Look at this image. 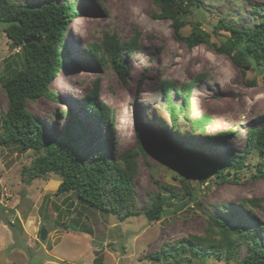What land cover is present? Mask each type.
I'll return each instance as SVG.
<instances>
[{"label":"rangeland","instance_id":"1","mask_svg":"<svg viewBox=\"0 0 264 264\" xmlns=\"http://www.w3.org/2000/svg\"><path fill=\"white\" fill-rule=\"evenodd\" d=\"M13 1L38 6L44 0ZM56 1H75L80 14L68 24L65 64L51 87L56 99L42 97L28 105L45 135L56 140L69 130L86 156L112 157L122 166L126 155L138 151L139 134L160 151L137 152L132 171V211L137 215L123 221L120 215L81 203L75 193L55 195L62 179L53 173L26 183V170L38 153L1 148L0 264H241L250 252L248 240H242L233 257L181 251L175 258H152L175 253L194 236L220 239L213 232V217L233 229L253 231L251 239L257 238L264 250V176L259 172L264 156L252 152L226 181L212 170L243 154L249 131L264 122V67L244 73L227 54L206 44L189 49L177 39L173 22L158 17L161 10L153 0ZM200 4V11L184 19L189 23L182 34L189 35L192 23L199 21L218 46L231 35L217 27L222 20L244 30L255 28L264 18V0H202ZM106 34L123 43L138 38L135 52L121 56L129 67L125 78L111 66L100 65L88 50L90 43L100 44ZM11 43L0 22V76L4 61L20 51L12 50ZM198 78L189 105L174 120L162 82L169 80L181 88ZM97 80L98 101L108 107L114 126L100 125L87 106ZM8 103L0 82V132ZM170 103L180 112L184 101L175 91ZM206 113L214 124L208 127L202 120L200 126L208 128H194V121ZM197 164L205 167L200 170ZM189 193L197 195L196 201ZM158 194L171 196L166 208L170 212L151 222L145 211ZM5 221L15 223L16 238ZM46 225L56 229L41 241L40 230Z\"/></svg>","mask_w":264,"mask_h":264},{"label":"trees","instance_id":"2","mask_svg":"<svg viewBox=\"0 0 264 264\" xmlns=\"http://www.w3.org/2000/svg\"><path fill=\"white\" fill-rule=\"evenodd\" d=\"M153 1L161 10L158 17L173 22L177 39L189 49L206 44L218 53L227 54L244 73L248 69L264 67V18L255 28L244 30L228 25L222 20L219 22L221 25L217 27L226 28L231 35L226 43L218 46L212 43L211 35L203 29L199 21L192 23V31L189 35L182 34V29L189 23L184 19L188 14L200 11L202 0ZM79 14L75 1L59 3L56 0H44L38 6H28L18 5L13 0H0V22L5 25V32L12 41V50L20 48L18 53L4 61L5 67L0 76L2 88L9 99L8 109L1 115L0 149L13 146L22 151L31 150L38 153L32 168L26 170L29 174L25 179L26 183H31L35 179H44L46 175L53 173L62 179L55 195L75 193L81 203H86L101 212L120 215V219L124 221L128 216L137 215L132 211L135 202L132 171L136 166L137 152L145 153L146 149L155 152L160 150L150 146L139 134V149L122 159L124 166L112 157L102 159L101 154L89 157L80 151L71 138L69 130L56 140L45 135L44 128L28 110L30 102H36L42 97L56 99V93L51 87L65 64L64 42H66L68 24ZM32 38H39V41L32 40L27 43ZM137 39L135 37L123 43L116 36L106 34L100 44L90 43L88 50L97 57L100 65L111 66L122 78H125L129 67L121 56L125 51L128 55L135 52L139 47ZM200 80V78L192 80L181 88L169 80L162 82V93L169 103L174 120L189 105L192 87L199 84ZM99 86L100 81L97 80L93 93L89 95L90 99H86L87 106L100 125L114 126L108 107L98 101ZM175 91L184 101L182 107H179L180 112H177L170 103ZM206 114L208 116L204 114L194 121V128L201 127L202 120L208 125L211 119H214L210 114ZM207 125L201 128H206ZM220 137H224V134ZM252 152L264 156V122L249 131L247 148L243 154H237L238 156L230 158L227 162L215 165L212 170L219 178L226 181L231 176L232 170H241L247 156ZM180 160L184 162L183 159ZM197 165L200 170L205 167L204 164ZM225 170H227L226 174ZM259 172L264 176V163L261 164ZM203 173H200L201 176ZM202 180L205 181V178ZM189 195L193 201H196V194L189 193ZM170 197H163L160 194L155 196L154 202L145 211L149 221H157L170 212L166 209ZM4 223L10 227L14 235L17 233L15 223L10 221ZM212 223L213 232L221 236L220 239L210 240L194 236L193 240L184 243L175 253L164 255L160 253L152 258L154 260L175 258L181 251L190 252L195 256L226 254L225 256L233 257L242 240H248L250 252L241 264H264V250L257 238L251 239V236H255L253 231L233 229L227 221L216 217H213ZM68 229L69 226L66 227V230Z\"/></svg>","mask_w":264,"mask_h":264},{"label":"water","instance_id":"3","mask_svg":"<svg viewBox=\"0 0 264 264\" xmlns=\"http://www.w3.org/2000/svg\"><path fill=\"white\" fill-rule=\"evenodd\" d=\"M39 41V38H32V39H29L28 41H27V43L29 42V41ZM54 226H52V225H46V226H43L42 228H41V230H40V240L41 241H46V239H47V237H48V234H49V232H51V231H53L54 230Z\"/></svg>","mask_w":264,"mask_h":264},{"label":"clouds","instance_id":"4","mask_svg":"<svg viewBox=\"0 0 264 264\" xmlns=\"http://www.w3.org/2000/svg\"><path fill=\"white\" fill-rule=\"evenodd\" d=\"M67 34H68V32H67ZM199 119V118H198ZM212 123V122H211ZM209 126V125H208ZM206 128H208L207 126H206Z\"/></svg>","mask_w":264,"mask_h":264},{"label":"flooded vegetation","instance_id":"5","mask_svg":"<svg viewBox=\"0 0 264 264\" xmlns=\"http://www.w3.org/2000/svg\"><path fill=\"white\" fill-rule=\"evenodd\" d=\"M212 124H214L213 122H212ZM216 125V124H215Z\"/></svg>","mask_w":264,"mask_h":264},{"label":"crops","instance_id":"6","mask_svg":"<svg viewBox=\"0 0 264 264\" xmlns=\"http://www.w3.org/2000/svg\"><path fill=\"white\" fill-rule=\"evenodd\" d=\"M209 127V126H208Z\"/></svg>","mask_w":264,"mask_h":264}]
</instances>
